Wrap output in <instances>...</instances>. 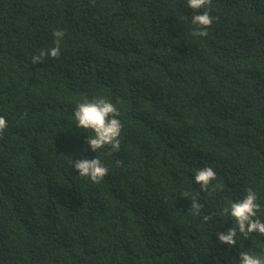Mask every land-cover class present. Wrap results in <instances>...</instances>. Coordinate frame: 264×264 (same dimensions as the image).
Returning a JSON list of instances; mask_svg holds the SVG:
<instances>
[{
    "label": "trees",
    "instance_id": "16d2710c",
    "mask_svg": "<svg viewBox=\"0 0 264 264\" xmlns=\"http://www.w3.org/2000/svg\"><path fill=\"white\" fill-rule=\"evenodd\" d=\"M204 10L214 20L200 37L187 0H0V264L264 256L259 233L218 239L235 226L223 208L248 188L264 222V0ZM56 29L60 56L32 64ZM95 97L119 109V151L94 152L76 127ZM96 157L109 170L99 184L71 165ZM204 167L207 191L194 180Z\"/></svg>",
    "mask_w": 264,
    "mask_h": 264
},
{
    "label": "clouds",
    "instance_id": "9594fccd",
    "mask_svg": "<svg viewBox=\"0 0 264 264\" xmlns=\"http://www.w3.org/2000/svg\"><path fill=\"white\" fill-rule=\"evenodd\" d=\"M187 3L196 12L191 21L197 28L194 35L206 37L208 35V28L212 25L214 18L210 15L209 11L200 10L210 6L211 0H187ZM53 35L57 40L56 47L48 51L42 50L38 55H34L31 61L32 64L42 63L49 55L52 58L60 56L59 40L63 37L64 33L60 29H56ZM119 115L118 107L103 97H95L91 100L86 98L83 102L78 103L74 111L76 127L92 130L94 133L87 140L88 146L94 152L106 147H110L111 151H119L122 130V123L118 119ZM6 128L7 121L3 116H0V137L3 136ZM71 165L78 170L80 176L86 177L96 184H99L108 175L109 171L97 157L91 160H71ZM194 180L200 185L202 190L207 191L212 182L216 180V172L212 167H204L195 173ZM246 192L247 194L242 199L233 201L230 207H225L222 210V214H230L235 222V226L230 228L227 234L223 232L218 233L219 241L226 243L229 247L237 244V231L245 237L254 232L264 235V222L257 215L261 210V204L257 202V194L251 188H248ZM182 195L188 196L187 193H182ZM191 199L193 215H198L203 205L196 199ZM238 264H264V256H257L242 251L240 252Z\"/></svg>",
    "mask_w": 264,
    "mask_h": 264
}]
</instances>
